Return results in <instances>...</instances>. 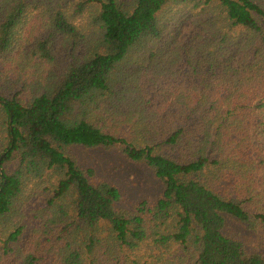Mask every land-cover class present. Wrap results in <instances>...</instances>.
I'll return each mask as SVG.
<instances>
[{
	"label": "trees",
	"instance_id": "obj_1",
	"mask_svg": "<svg viewBox=\"0 0 264 264\" xmlns=\"http://www.w3.org/2000/svg\"><path fill=\"white\" fill-rule=\"evenodd\" d=\"M229 219L264 234V0H0V264H264Z\"/></svg>",
	"mask_w": 264,
	"mask_h": 264
},
{
	"label": "rangeland",
	"instance_id": "obj_2",
	"mask_svg": "<svg viewBox=\"0 0 264 264\" xmlns=\"http://www.w3.org/2000/svg\"><path fill=\"white\" fill-rule=\"evenodd\" d=\"M72 152L83 167L95 169V179L116 184L124 194L120 206H130L143 198H154L161 183L148 167L129 159L120 149L104 150L75 146ZM227 234L243 240L251 249L264 251V234L255 233L235 219H229Z\"/></svg>",
	"mask_w": 264,
	"mask_h": 264
}]
</instances>
